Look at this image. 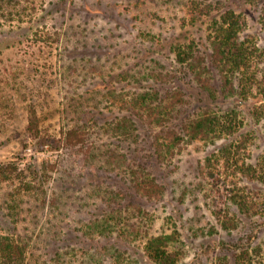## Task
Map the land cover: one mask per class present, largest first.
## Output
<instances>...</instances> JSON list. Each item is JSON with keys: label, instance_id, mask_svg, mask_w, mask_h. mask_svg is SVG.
I'll list each match as a JSON object with an SVG mask.
<instances>
[{"label": "rangeland", "instance_id": "rangeland-1", "mask_svg": "<svg viewBox=\"0 0 264 264\" xmlns=\"http://www.w3.org/2000/svg\"><path fill=\"white\" fill-rule=\"evenodd\" d=\"M191 1L0 0V237L25 248L24 264H157L144 250L147 233L177 232L178 264H235L238 251L264 248V184L230 175L222 155L205 170L222 141H195L165 163L146 130L131 143L114 128L129 114L123 99L155 84L153 69L175 77L160 90L185 91L181 118L248 108L236 97L213 99L179 73L174 47L205 51L212 19L230 8L264 46L260 11L245 0H196L210 10L196 20ZM75 126L89 134L84 149L95 157L58 147ZM260 128L248 120L251 161L264 152ZM109 153L143 163L164 185L162 197L136 191ZM245 192L260 203L253 216L233 201ZM219 214L238 226L225 229ZM142 216L148 224L139 227ZM133 223L141 232L124 237L120 228Z\"/></svg>", "mask_w": 264, "mask_h": 264}, {"label": "trees", "instance_id": "trees-1", "mask_svg": "<svg viewBox=\"0 0 264 264\" xmlns=\"http://www.w3.org/2000/svg\"><path fill=\"white\" fill-rule=\"evenodd\" d=\"M245 2L260 11L259 22L264 27V0ZM186 4L191 5L196 20L203 14L209 15L210 10L201 9L196 0ZM196 47L192 44L174 47L180 65L179 73L192 75L200 88L213 99L219 93L224 97L238 98L249 105L246 110L237 107L223 111L205 108L194 116L181 118V113L189 104L185 91L180 85L170 90H160L157 84L171 83L175 77H165L168 74L161 71L154 73L153 69L155 84L123 99L121 104L129 114L118 120L114 128L125 135L124 140L131 139V143L146 130L156 158L165 163L172 161L195 141H222L218 151L206 158L205 170L207 166L208 172H212L213 156L222 155L226 166H232L231 172H228L230 175L240 174L244 179L264 184V152L251 161L248 142L254 135L247 129L248 120L253 119L260 124L264 134V46L256 34L247 31V19L242 12L230 8L212 19L205 51L200 46ZM216 80L220 86H217ZM32 122L34 124V118ZM88 136L85 129L72 127L67 131V137L62 139L63 146L58 147L75 149L76 154L82 151L87 157H95L90 147L84 149ZM109 154L114 169H128L136 191L149 198L162 197L164 185L143 163L138 161L137 164L136 159L130 161L128 154ZM255 200L248 192L233 198L238 205V213L247 216L257 213L260 203ZM145 218L138 217L139 227L141 223L148 224ZM218 218L225 229L238 226L239 218H222L220 214ZM135 224L130 229L120 228L124 237L134 238V234L141 232ZM146 238L144 250L155 263L178 264L184 257L183 249L176 243L179 240L177 232L160 235L147 233ZM25 260V248L20 243L9 237H0V264H24ZM235 264H264L263 246L255 247L254 254L248 247L238 251Z\"/></svg>", "mask_w": 264, "mask_h": 264}]
</instances>
